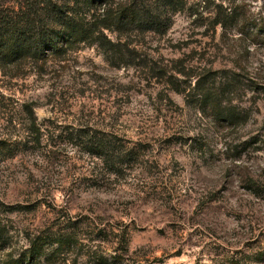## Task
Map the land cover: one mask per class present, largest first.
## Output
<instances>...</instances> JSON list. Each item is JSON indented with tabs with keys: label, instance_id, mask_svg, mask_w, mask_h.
I'll return each instance as SVG.
<instances>
[{
	"label": "rangeland",
	"instance_id": "obj_1",
	"mask_svg": "<svg viewBox=\"0 0 264 264\" xmlns=\"http://www.w3.org/2000/svg\"><path fill=\"white\" fill-rule=\"evenodd\" d=\"M185 1L160 31L123 32L124 56L86 43L0 69V202L25 207L0 206L1 223L22 246L84 220L83 245L40 264H264V0H224L237 18L215 30L200 17L214 0ZM210 67L234 74L232 121L196 99L191 74Z\"/></svg>",
	"mask_w": 264,
	"mask_h": 264
},
{
	"label": "trees",
	"instance_id": "obj_2",
	"mask_svg": "<svg viewBox=\"0 0 264 264\" xmlns=\"http://www.w3.org/2000/svg\"><path fill=\"white\" fill-rule=\"evenodd\" d=\"M212 4V9L206 13L209 15L200 14V17L214 30L217 27L226 29L237 18L234 4L227 5L224 0H214ZM186 7L185 0H131L129 3L116 0H0V69L3 75H20L31 66H40L49 55L61 57L86 43L97 44L112 58L118 54L124 56L120 39L123 32L134 27L160 31L164 12L171 15L187 9L193 12L191 7ZM107 32L115 33L116 38L109 37ZM11 70L12 73H8ZM203 70L191 74L196 78L193 86L196 99L204 101L220 119L232 121L236 112L222 110L221 105L225 93L231 91L235 83L234 74L231 72L232 76L218 79L217 72L211 67ZM28 112L35 128L33 109ZM7 143L8 138L0 139V153L6 150ZM88 148L93 154L101 155L105 145L93 142ZM9 156H15V152ZM0 206L12 212L25 208L1 202ZM82 218L64 220L59 215L52 227L23 235L26 242L22 246L18 241L13 243L9 229L0 221V264L66 260L69 251L83 245L81 236L75 232L84 223ZM99 264H108L103 254L99 256Z\"/></svg>",
	"mask_w": 264,
	"mask_h": 264
}]
</instances>
